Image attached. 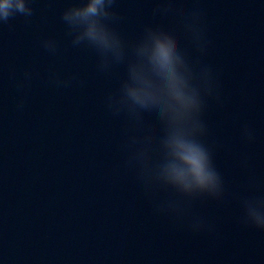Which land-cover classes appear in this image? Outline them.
I'll return each mask as SVG.
<instances>
[{"label":"clouds","instance_id":"9594fccd","mask_svg":"<svg viewBox=\"0 0 264 264\" xmlns=\"http://www.w3.org/2000/svg\"><path fill=\"white\" fill-rule=\"evenodd\" d=\"M113 3L114 0H82L62 14L72 44L93 48L102 70L126 57L125 42L106 23L114 19L110 11ZM16 12L31 15L32 9L26 0H0V21L7 22ZM186 27L192 43L202 51L195 17ZM45 47L54 48V42L46 41ZM198 64L189 62L175 34L148 27L131 46L127 79L121 82L118 94L109 96L108 105L115 112L126 109L137 128L141 126L140 110L157 112L160 135L149 131L142 136L132 135L128 141L129 162L139 165L145 179L164 176L187 183L191 178L201 190L214 191L221 178L203 142L205 128L200 119L204 109L201 97L212 94L213 83L211 71L201 68L197 72ZM251 204L264 207V199L245 201V205Z\"/></svg>","mask_w":264,"mask_h":264}]
</instances>
